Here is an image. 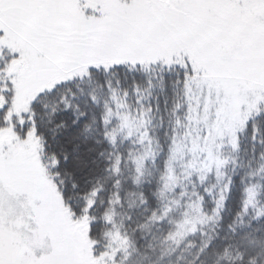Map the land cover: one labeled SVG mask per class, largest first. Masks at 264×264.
Here are the masks:
<instances>
[{"label":"rangeland","instance_id":"obj_1","mask_svg":"<svg viewBox=\"0 0 264 264\" xmlns=\"http://www.w3.org/2000/svg\"><path fill=\"white\" fill-rule=\"evenodd\" d=\"M1 59L13 83L8 123L92 67L191 66L188 122L166 184H218L223 150L264 103V0H0ZM13 131L0 128V264H104L37 138Z\"/></svg>","mask_w":264,"mask_h":264},{"label":"trees","instance_id":"obj_2","mask_svg":"<svg viewBox=\"0 0 264 264\" xmlns=\"http://www.w3.org/2000/svg\"><path fill=\"white\" fill-rule=\"evenodd\" d=\"M193 72L164 62L92 67L38 95L9 123L13 83L0 74V128L34 134L104 264H264V103L223 150L218 184H166Z\"/></svg>","mask_w":264,"mask_h":264}]
</instances>
